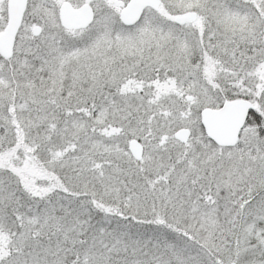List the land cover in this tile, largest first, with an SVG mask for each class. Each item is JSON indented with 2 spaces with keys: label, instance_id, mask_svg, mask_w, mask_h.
Returning a JSON list of instances; mask_svg holds the SVG:
<instances>
[{
  "label": "snow or ice",
  "instance_id": "1",
  "mask_svg": "<svg viewBox=\"0 0 264 264\" xmlns=\"http://www.w3.org/2000/svg\"><path fill=\"white\" fill-rule=\"evenodd\" d=\"M0 264H264V0H0Z\"/></svg>",
  "mask_w": 264,
  "mask_h": 264
}]
</instances>
